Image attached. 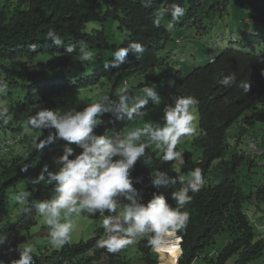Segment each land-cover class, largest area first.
Here are the masks:
<instances>
[{
	"label": "trees",
	"instance_id": "16d2710c",
	"mask_svg": "<svg viewBox=\"0 0 264 264\" xmlns=\"http://www.w3.org/2000/svg\"><path fill=\"white\" fill-rule=\"evenodd\" d=\"M229 2L152 0L150 5H145L142 0H0V75L8 84L7 92L0 97L8 102L9 115L14 120L15 127H9L10 133L20 137L23 145L20 153L1 167L0 219L5 214L9 190H17V185L27 186L32 178L40 174L44 164H48L51 171L56 170L51 160L67 143L63 139H56L42 150L34 149L32 136L44 139L55 130L31 131L28 124L30 117L42 108L58 110L63 102L57 98L58 95L96 85L105 75L112 76L107 95L116 99L124 86V79L138 71L158 67L172 78L171 87L176 95H190L199 100L196 106L199 134L193 144L202 150V154L189 168L200 167L206 184L199 192L189 193L193 198L186 205L189 221L179 231L182 253L177 264H191L220 233L227 231L231 233L232 239L211 259L213 264H225L234 254L237 255L234 264H250L261 256L264 252V234H256V227L243 208L244 201L252 195L244 194L237 182V169L243 162L249 163L248 156L244 154L243 148L240 152L232 151L228 161L225 156L231 150L227 140L229 129L238 124V132L242 137L241 133H246L248 128L247 123L242 124L240 121L249 122L243 115L257 109L264 101V0H237L240 7L248 10V28H242L237 41H230L232 44L215 55L212 62L193 67L186 75L168 61L169 53L165 44L171 33L166 25L171 16L165 15L159 28L152 23L161 9L179 3L186 11L175 22L174 28H188L197 35L208 33L216 19L229 14ZM108 19L117 21L119 27L127 32L120 45L108 41L104 28L90 32L86 30L88 22L104 23ZM50 28L62 36L65 45L57 46L44 38ZM133 41L144 45L145 51L139 58L129 52L122 63L114 66V57H111L105 68L94 69L92 74L84 62L74 58L79 47L72 54L65 50L67 45H78L79 42L89 49L116 50ZM33 44L36 45L35 51L31 47ZM41 55L49 56L50 60L44 59L42 66L49 67L52 62L55 68L53 73L45 74L39 66L38 58ZM232 73L237 78V84L231 87L219 84L222 76ZM240 81L251 82L247 94L237 86ZM139 87V83L129 86V95L132 96ZM20 91H23L22 95L18 94ZM101 119L103 123L94 130L97 134L130 122L117 120L111 113L103 114ZM242 127L243 132L240 131ZM162 155V151L157 155L153 146L146 148L145 156L137 161L131 175L140 178L138 183L134 179V186L142 192L145 203L153 193H161L169 204L175 206L172 193L180 187L179 184L160 188L151 184L152 170L167 171L170 177L177 175L173 170L176 161L163 162ZM25 180L28 181L23 184ZM38 188L41 193L36 191L31 199L50 198L53 185L41 183ZM256 190L255 198L259 199L264 188L257 187ZM31 199L15 219L0 222V232L7 234V240L0 245V255L6 260H15L20 256L17 235L28 231L37 222L38 213L32 208ZM103 235L104 229L99 226L94 235L86 240L68 243L60 250L51 251V254L33 255L45 264H60L64 259H69L71 264L115 260L118 253H109L104 248L96 247L97 240ZM136 246L142 253L143 264H157V258L146 238L136 242Z\"/></svg>",
	"mask_w": 264,
	"mask_h": 264
},
{
	"label": "clouds",
	"instance_id": "9594fccd",
	"mask_svg": "<svg viewBox=\"0 0 264 264\" xmlns=\"http://www.w3.org/2000/svg\"><path fill=\"white\" fill-rule=\"evenodd\" d=\"M142 2L150 5L152 0ZM185 11L179 3H172L169 7L161 9L152 23L159 28L163 17L170 15L171 20L166 27L171 31ZM44 38L57 46L65 45L62 36L52 28L47 30ZM31 47L35 51L36 45ZM77 47L79 52L74 57L76 60H93L94 52L83 42L67 45L65 50L72 54L77 52ZM144 51L142 43L130 42L126 47L115 50L112 55L114 66L122 63L129 52L139 58ZM129 78L124 79V86L117 93L116 99L105 95L93 103L86 104L82 110L70 108L60 111L42 108L29 118L30 130H55L44 139H41V136H32L34 149L42 150L56 139L67 142L63 147V154L53 159L56 170L51 171L49 165L44 164L40 174L31 179L33 185H53L50 198L31 199L32 208L43 218L49 229L48 243L52 248L58 249L71 242L72 233L76 229L73 217H79L83 213L99 216L104 235L97 240L96 247L104 248L109 253H118L145 238L155 256L162 251L169 252L168 249L173 247L175 252L180 251L177 233L183 230L189 221L186 205L193 198L189 193L199 192L206 184L202 169L195 167L189 172L187 179L175 167L173 170L177 175L174 177H170L164 170H152L153 187L180 185L172 193L175 206L169 204L161 193H153L151 199L145 203L142 192L134 186V179L138 183L140 178H133L131 170L137 161L145 156L146 148L152 146L162 150L163 162L178 161L183 165L184 153L177 150V145L181 138L192 136L196 132L195 107L199 100L190 95H174L172 103L163 108V124L145 123L143 127L132 130H106L103 134H97L94 130L103 123L101 117L105 113H111L117 120L133 121L137 117L147 115L145 106L150 100L156 106L161 104V96L155 84L145 86L139 95H129ZM219 84L231 87L237 84V78L234 73L224 75ZM237 86L247 94L251 82L240 81ZM7 89V82L3 75H0V95L5 94ZM10 119L8 106L0 104V123L7 125ZM15 138L20 141V137ZM72 144L81 151L75 153ZM143 162L147 164L146 160ZM33 191H18L12 198L18 205H25L32 197ZM6 240L7 234L0 232V245ZM18 250L19 259L13 260L12 264H34V247L31 243L19 245Z\"/></svg>",
	"mask_w": 264,
	"mask_h": 264
},
{
	"label": "rangeland",
	"instance_id": "374dc122",
	"mask_svg": "<svg viewBox=\"0 0 264 264\" xmlns=\"http://www.w3.org/2000/svg\"><path fill=\"white\" fill-rule=\"evenodd\" d=\"M229 14L223 17L222 19H216L214 24L208 31V33H203L200 35L194 34L188 28H173V32L170 31V37L168 38L165 47L169 53L168 61L176 66L177 69H182L183 73L188 74L193 67L198 65L205 64L208 62V56L210 53L217 55L221 50L230 46L232 42L237 41V37L242 28H248L249 24V13L246 8H242L238 5L237 0H230L228 6ZM104 28L105 33L107 35L108 41L111 43H115L116 45H120L124 39L126 38V30L121 29L118 25V22L113 19H108L104 23H100L97 21H90L86 25V30L91 31L93 29H101ZM176 38H181L183 41L178 44L176 43ZM94 52V58L92 61H85L84 63L87 65L88 69L91 70V74L94 69H102L105 68L109 64V58L113 57V53L115 50L113 49H90ZM50 60L49 56L41 55L38 58L39 66L43 68L45 74L53 73L55 70L53 63H50L49 67L42 66L43 60ZM1 71V70H0ZM101 73V72H100ZM129 86H135L138 83L141 84V87L135 89L134 95L141 94L142 89L145 86H150L152 84L156 85V89L161 96V104L159 106L154 105L151 100L149 104L145 106L147 110V115L143 117H137L135 122H137V128L143 127L145 123H161L163 124V108L166 104L172 103V97L175 94V91L172 89V78L167 75V73L163 69H159L158 67L153 68V70L148 71H138L133 74L129 78ZM112 83V76L105 75L103 79L98 81L96 85H92L86 88H81L79 90H75L73 92H67L61 95H58L57 98L63 100L58 110L67 111L70 108H76L77 110H82L86 104L93 103L97 101V99H101L102 96L107 95L109 93L108 88ZM106 90V91H105ZM23 91L18 92V94L22 95ZM132 95V96H134ZM0 104L8 105V102L4 100V98L0 97ZM261 108V109H260ZM261 111V112H260ZM196 113V132L192 136H185L181 138V141L178 145V150L184 153V163L181 166L178 161L175 163V168L179 171L185 178H189V172L191 171L189 165L200 158L202 154V150L197 148L193 141L198 136V111L195 107ZM9 123L6 125L0 124V171L3 164H8L11 161V158L16 156L23 148L21 141H14V137L10 128L15 127L14 120L12 115ZM244 119H249V122H245L242 119L240 123H244L247 125L248 130L246 133L238 132V124H234L228 131V142L230 143V149L226 154V160H229V156L232 151L242 150V147L247 143L248 138L250 137H258L261 143V147H264V101L259 104V107L250 110L243 115ZM131 122V121H130ZM133 122V121H132ZM10 127V128H9ZM111 130V129H110ZM115 128H112L111 131H115ZM33 131V130H31ZM109 131V130H107ZM110 131V132H111ZM243 132V127L240 129ZM33 132H36L35 130ZM240 142V144H238ZM238 144V145H237ZM239 146V148H238ZM241 146V147H240ZM157 155L160 154L162 150L156 149L153 146ZM57 157V156H55ZM55 157L53 159H55ZM52 159V160H53ZM249 163L243 162L237 169V182L241 186L244 194L247 196L252 195L248 200H245L243 203V208L245 212L248 214L252 223L256 227V234L263 235L264 234V203L263 200L257 204V200L259 201L262 197L264 198L263 193L259 194L260 199L255 198L257 187H262L264 184V156L260 158H250L248 157ZM52 164L54 160L51 161ZM260 162L262 165H259ZM254 163V164H253ZM189 164V165H188ZM187 165V167H186ZM251 167V171L249 172V168ZM54 169H56V165H53ZM28 180H25L23 184H25ZM252 184L254 188L252 189ZM30 185V187L28 186ZM26 185H17L16 188L9 190L8 192V203L5 207L4 222L15 219L23 210L24 205H18L15 200L12 198L14 194L18 191L29 190L33 191L32 197L36 195V191L41 193V189L38 188L39 185H33L29 183ZM43 194V189H42ZM30 197V199L32 198ZM2 216V217H3ZM86 218L78 217L76 219V223L79 225L81 219ZM38 219V217H37ZM34 226V225H33ZM102 226V224L100 225ZM24 232V231H23ZM79 232L77 229L72 233V238L70 243L79 242L87 239L93 235L94 230L92 228H88V232H86L85 236H79ZM228 237L227 233H223L218 238L215 245L219 247L221 243V238ZM86 240V239H85ZM222 249V248H221ZM154 257L155 254H154ZM237 258V256H236ZM161 259V258H160ZM232 260V264H234L235 257ZM163 262V261H162ZM264 262V252L261 256L255 258L251 261L250 264H262ZM158 264V262H157Z\"/></svg>",
	"mask_w": 264,
	"mask_h": 264
},
{
	"label": "crops",
	"instance_id": "0c3cea01",
	"mask_svg": "<svg viewBox=\"0 0 264 264\" xmlns=\"http://www.w3.org/2000/svg\"><path fill=\"white\" fill-rule=\"evenodd\" d=\"M171 32H173V29L171 30ZM134 93H135V91H134ZM137 126H138L137 122H135V119H134L133 122L131 121V122L123 123L121 126L116 127L115 131H121L124 128H127L128 130H132L133 128H137ZM111 130H109V131H111ZM246 144L244 147H242L244 151L246 150ZM71 146L74 148L75 153H79L81 151V149L79 147H77L75 144H72ZM62 154H63V149L59 150L54 155V157L55 156L58 157ZM254 163H259V165H262L260 162H254ZM186 167H187V165H186ZM251 167L252 166H250V168L248 169L249 172H252ZM214 174H216V173H214ZM216 177H217V175H216ZM252 185H253L252 186V189H253L255 184H252ZM262 196H264V195H262ZM260 198L261 197H259V199ZM261 200H263V203H264V198L262 197L259 201L258 200L256 201L257 204H259ZM84 216L86 218L81 219L79 222V225L76 223V219L78 217H75V216L73 217L74 223L76 224L77 231H81V232H79L80 233L79 236H85L86 232H88V228H92L94 230V233H95L96 228L101 225V220H100L99 216H88V215H85L82 213L79 217H84ZM4 219H5L4 216L1 217L0 222H4ZM7 220H9V219H7ZM48 232H49V229L44 224L43 218L38 215L37 222L34 226L31 227V229H29L28 231L20 232L19 235H17L18 247L21 244L31 243L34 247V253L33 254H37V255H40L42 253L51 254L50 252L53 250H60V248L56 249V248H52L50 246V244L48 243V241H49ZM94 233H93V235H94ZM223 233H227L228 237L221 238L222 241L219 244V247H217V245H215V244H216L218 238L220 237V235ZM92 236H90V237H92ZM231 239H232V235L229 231L220 233L214 239V241L211 242V244L208 245L203 250V252L192 261L191 264H213L211 262V259L214 258L222 250L221 248H223ZM118 254H119V256L116 257L115 260L108 262L109 261L108 259H106V260L104 259L103 261L97 262L96 264H143L144 263V261L142 260V257H143L142 253L137 249L136 243L121 249L120 252H118ZM236 256L237 255L234 254L231 257H229L225 264H232L231 259H233L235 257V260H236ZM0 259H3V257L1 255H0ZM235 260H233V261L235 262ZM262 264H264V262Z\"/></svg>",
	"mask_w": 264,
	"mask_h": 264
},
{
	"label": "built area",
	"instance_id": "2783aa9c",
	"mask_svg": "<svg viewBox=\"0 0 264 264\" xmlns=\"http://www.w3.org/2000/svg\"><path fill=\"white\" fill-rule=\"evenodd\" d=\"M214 59H215V56L213 54H211L209 57V61L212 62ZM14 140L18 141V138H15ZM244 154L246 156L252 158V159L260 158L261 156L264 155V147H261L260 140L258 137L249 138V140L247 141L246 150L244 151ZM263 181H264V177H263ZM261 188H264V184ZM256 192H257V190H256ZM177 236L179 237V240H180V243H179V248H180V245L182 242V236H181V234H179V232L177 233ZM161 253L162 252L156 253V256L158 258V264H163V262L160 260ZM179 256H180V254H179ZM16 259H19V257ZM12 261L13 260L8 261V260L0 259V262H3V264H12ZM109 261H110V259H109ZM175 261L177 263L178 258ZM34 264H45V263L40 262L39 260L34 258ZM60 264H71V261L69 259H64Z\"/></svg>",
	"mask_w": 264,
	"mask_h": 264
},
{
	"label": "bare ground",
	"instance_id": "6f19581e",
	"mask_svg": "<svg viewBox=\"0 0 264 264\" xmlns=\"http://www.w3.org/2000/svg\"><path fill=\"white\" fill-rule=\"evenodd\" d=\"M244 30V29H243ZM241 32V31H240ZM183 41L181 38H176V43L180 44ZM182 249L180 248V251L177 252H163L161 253L160 260L163 261V264H177L176 259L179 258V254H181Z\"/></svg>",
	"mask_w": 264,
	"mask_h": 264
},
{
	"label": "snow or ice",
	"instance_id": "6c2138e0",
	"mask_svg": "<svg viewBox=\"0 0 264 264\" xmlns=\"http://www.w3.org/2000/svg\"><path fill=\"white\" fill-rule=\"evenodd\" d=\"M169 252H175V247L168 249Z\"/></svg>",
	"mask_w": 264,
	"mask_h": 264
}]
</instances>
